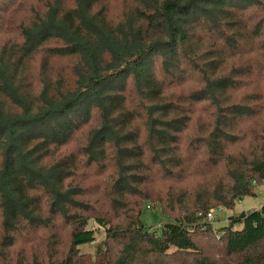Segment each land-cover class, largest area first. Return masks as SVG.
<instances>
[{
    "label": "trees",
    "instance_id": "trees-1",
    "mask_svg": "<svg viewBox=\"0 0 264 264\" xmlns=\"http://www.w3.org/2000/svg\"><path fill=\"white\" fill-rule=\"evenodd\" d=\"M263 182L264 0H0V264H264Z\"/></svg>",
    "mask_w": 264,
    "mask_h": 264
},
{
    "label": "rangeland",
    "instance_id": "rangeland-1",
    "mask_svg": "<svg viewBox=\"0 0 264 264\" xmlns=\"http://www.w3.org/2000/svg\"><path fill=\"white\" fill-rule=\"evenodd\" d=\"M264 182L257 188H255V196L254 197H245L241 201L237 202L233 208V212H229L226 210L214 211L215 217L211 220V225L214 228H222L226 225V219L232 214L241 215L246 211L258 210L262 203L264 202ZM218 209V208H216ZM215 209V210H216ZM140 222L143 227L150 228L151 230H159L161 225L168 222V219L161 215L158 206H153L150 203H145L141 215ZM89 228L94 230V242L89 246L81 247V252L91 253L93 251L94 244H98L102 240L103 232L101 229L96 227V225L92 222H89Z\"/></svg>",
    "mask_w": 264,
    "mask_h": 264
},
{
    "label": "built area",
    "instance_id": "built-area-1",
    "mask_svg": "<svg viewBox=\"0 0 264 264\" xmlns=\"http://www.w3.org/2000/svg\"><path fill=\"white\" fill-rule=\"evenodd\" d=\"M264 189V188H263ZM221 209L220 208H218V209H216L215 211H220ZM213 212V211H212ZM212 212H209V213H207L206 215H205V219L207 220V221H211V220H213L214 219V217H215V215H214V213H212Z\"/></svg>",
    "mask_w": 264,
    "mask_h": 264
}]
</instances>
